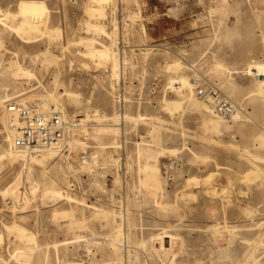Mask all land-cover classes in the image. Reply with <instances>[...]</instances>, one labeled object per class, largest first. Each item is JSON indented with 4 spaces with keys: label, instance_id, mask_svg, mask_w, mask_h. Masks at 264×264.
Returning a JSON list of instances; mask_svg holds the SVG:
<instances>
[{
    "label": "rangeland",
    "instance_id": "rangeland-1",
    "mask_svg": "<svg viewBox=\"0 0 264 264\" xmlns=\"http://www.w3.org/2000/svg\"><path fill=\"white\" fill-rule=\"evenodd\" d=\"M22 1L28 0H0V18L8 26L21 22L17 13ZM36 1L48 10V26L62 34L58 43L42 34L28 41L0 23V264H19L11 258L16 251L32 257L29 264H105L111 233L104 219L95 217L96 209L121 214L115 217L124 229L118 246L121 253L139 251L135 264H163L150 256L158 240L145 249L138 245L168 225H175L185 239V251L176 264H223L229 256L230 264H264V76L250 69L264 71V0H113L102 18L90 12L91 0ZM89 22L103 25L107 33L115 28L116 34L107 38L87 31ZM39 27L46 32L44 24ZM79 38H94L98 48L111 46L122 62L117 64L120 75H113L111 62L85 56V48L73 44ZM48 55L54 57L51 63L44 58ZM175 61L182 63L183 75L190 80L209 79L229 97L234 91L230 99L251 121L243 119L222 132L204 129V115L171 89L174 74L168 66ZM16 63L35 77L16 79ZM235 70L245 79L240 90L234 84ZM123 88L126 102L119 107L117 96ZM15 92L26 95L14 98ZM65 92L77 95L75 103L61 98L66 115L89 116L84 124L88 137L81 130L69 139L80 140L86 149L73 150L68 161L87 165L66 176L60 169L61 156L67 155L62 148L52 160L32 165L28 180L23 160H8L11 140L5 105ZM165 101L175 108L168 109ZM50 105L56 106L53 101ZM125 112L134 117L124 135L101 138L99 125L117 122L100 119ZM153 126L158 132L153 133ZM114 142L119 147L106 149ZM145 164L158 166L162 179L150 189L141 181ZM20 170L18 185L14 181ZM191 176L199 185H186ZM7 189L6 198L1 192ZM53 189L79 202L51 196ZM181 193L194 197L181 200ZM158 201L162 206L178 203L179 209H162ZM61 211L74 212L87 231H67L70 222L52 216ZM14 225L26 229L34 243L9 234L6 226Z\"/></svg>",
    "mask_w": 264,
    "mask_h": 264
},
{
    "label": "bare ground",
    "instance_id": "bare-ground-1",
    "mask_svg": "<svg viewBox=\"0 0 264 264\" xmlns=\"http://www.w3.org/2000/svg\"><path fill=\"white\" fill-rule=\"evenodd\" d=\"M91 2L94 4V9H91L90 12L93 15H96L97 16L96 18L104 17L105 16L104 10L106 9L107 5L110 6L111 4H113V0H91ZM87 11L89 13V10H87ZM17 15L20 16L22 18V20L20 23L14 25V26H11V25L8 26L6 23H4L5 20L2 18H0V23L2 25H4L6 28H11L15 33L22 36V38H24L28 41L32 40L33 38H36V36L38 34H42V36L47 35L49 38L55 37L54 40L56 43H58V39H60L62 37V34L60 33V31L58 29L48 26L50 23V17L48 14V10H47V8L43 2H39L36 0L22 1L19 4ZM4 16L6 17V19L9 18L6 15H4ZM111 22L114 25L116 23V21H114V20ZM10 23H12V21H10ZM41 23L44 24V26H45L44 29H46V32H44L40 29L39 26ZM86 28H87V31H91L97 35L104 34L107 38L108 37L111 38L113 35L116 34V32H114L116 30L115 28L113 31L107 33L105 30V27L101 24H98V23L93 24V23L89 22L87 24ZM73 44L75 46H83L85 48V53H86L85 56H87V57L89 55L93 58L97 57L100 60H102L103 64H108L109 62H111L112 63L111 70L113 72V75H115V77H118L120 75L118 72V65H119V63L122 64V62H119V60H117V58H116L117 52L111 46L101 45V48H98V47H96V40L94 38H79V39L73 41ZM44 58H46L48 60L47 61L45 59L48 63L52 59H54V57H52V56H49V57L45 56ZM13 67H14L13 74H14V77L16 79H21V80L29 79L30 80L31 78L35 77V74H33L31 71L29 72L26 69H24L19 63L14 64ZM183 68H184V66L179 61H175L173 64L168 66V69L170 71H172L174 74L173 78L170 81V85L172 87L171 89H174V90H177L178 92H180L181 96H182V100H186L188 105H190V107L193 110L200 112L201 114L204 115L203 120H202V124H203L204 129L213 130L216 132H222L224 130H229L231 127L236 126L238 124L240 125V123L243 122V119H246L245 121H248V120L251 121V117L249 115L246 118L243 116V114L241 112H239L237 118L234 121L224 120L222 117L217 115L216 112L210 107L209 104H207V103L205 104L203 101L199 100V98L196 95L195 84L193 82V79L190 80L188 77H185L183 75V72H184ZM239 69H241V68H238L237 70H239ZM250 69H252V71H256L257 73H260L262 75V77L264 76L263 70H260L259 68H254V67H252ZM232 73H233V70H232ZM236 73H238L237 74L238 81H237V83H234V84H236L237 90H240V87L244 83L243 74L245 76L247 73H245L244 70H242L243 74L241 73V71L237 72L235 70V74ZM233 76L235 77V75H233ZM236 88H235V91H236ZM36 90H37V88H36ZM260 91L262 92V89ZM234 93L235 92L233 91L231 93L233 95H230V97H229V94H228L227 97H229V98H231V96L233 97ZM16 94L18 95V93L15 92V93L11 94V96L16 95ZM25 95H26V93L22 92L20 94V92H19V95L14 97V98L22 97ZM195 95H196V97H195ZM11 96L7 95V97H5V98H9ZM64 96L68 97L69 102L75 103L77 101V95L75 93L65 92L64 94H61L59 97H56V95H54V94H50L48 98L36 100V101H38V103H35L36 101L34 100L35 101L34 103L44 110H49L51 108L50 104L53 101L56 104L55 107L61 113H63V116L67 120L70 117H68V115H66V112H64L63 105L61 104V98ZM261 96H262V94H261ZM0 100H1V98H0ZM2 100H3V98H2ZM2 103H3V101L0 102V104H2ZM77 106H79V105H77ZM165 106L168 109L170 108V110L175 108V106H173V104L171 102L168 103L165 101ZM77 117H78L77 120L79 122L78 127L71 130V133L69 134L68 138L65 140L62 147L60 148V149L64 148L63 149L64 152L67 153V155L62 154V156H61V160L63 159V161H61L60 169L68 177L72 176L73 173L77 172L76 170H78L79 168H84L87 165V163L79 164L80 162L78 161L79 162L78 163L76 158H75L76 160H71L72 162L68 161L69 160L68 158L72 154L73 150H77L80 147H82L81 148L82 150L86 149L85 148L86 144L80 142V140H77L74 138L69 140L74 134H79L80 133L79 131L82 130V133H84L86 131L85 130L86 125H84V124H85V122H87L89 120L88 119L89 116L87 115L84 117V116H78L77 115ZM133 117L134 116L132 113L128 114L126 112L123 113L122 115H120L119 117L118 116H110V117H102V118L100 117L101 118L100 120H102V121L110 122V121H114V118H115L116 122H117V123H113L110 125L109 124H100L99 125L100 128L98 129V131H100V133H101L100 137L104 138V137H107L108 135H111L113 133L116 135H119V134L124 135V131H123L124 127L129 126L130 124L133 123V120H132ZM151 129L153 130V133L158 132L157 126H153ZM6 130H7V133L10 135L9 137L11 140L10 150L7 151L8 160L13 162V161H16L17 159L21 158L23 160V166L28 167L27 168L28 172H29L28 177H27L28 180H31V177H30L31 172L30 171H31L32 165L40 163L41 161H44L46 159L52 160L53 158H55L58 155L57 151L60 149H53V148L52 149H43V148L22 149V148H19L16 146V144L13 140V135H11V133H9L7 125H6ZM83 136L88 137V135L86 133H84ZM155 137H156V134H155ZM115 143L117 144L118 142L111 143L110 146L107 147L106 149L119 147V145H113ZM165 151L166 150L161 149V152H165ZM170 151L175 154V153H177L178 150L173 149ZM68 153H69V155H68ZM192 154L196 160L204 161L203 156H200L199 154H197L195 152H192ZM139 155H141V154H139ZM75 157H76V155H75ZM72 159H73V157H72ZM144 170L142 169V174H144V172H145V177L143 179H141V181H143L145 183L144 185H146L145 186L146 189H147V186L149 188V185L151 183H153V185L157 186V184H159V181L161 179L160 170L158 169V166H156L155 164H151V165L145 164ZM140 171H141V169H140ZM256 175L257 174H255V176ZM18 176L19 177L15 179L14 183L16 182L19 185L21 182L20 181L21 170H20V174ZM138 177H139V175H138ZM248 177H249V175L247 177H245L246 180ZM252 177H254L253 174H252ZM236 179L240 180L241 178L238 176ZM161 182H163V181H161ZM193 184H195V185L198 184L197 178L195 176H191V178L186 181V185L188 187H190ZM10 185L12 186V184H10ZM11 186L9 188H11ZM8 190H10V189H7L6 191L4 190V192H1L3 194V196L6 198H7V195H10ZM49 192H50L51 196L64 197L66 200H69L71 202H73V201L79 202L75 199H72L68 193H66V195H64V193L57 191V190H54V189L50 190ZM213 193H215V192H213ZM181 194L182 195H181L180 199L181 198H182L181 200L186 199V200H188V202L191 201L190 200L191 197H194L193 194H191V195L188 193H181ZM26 200H27L26 197H24L23 202H25ZM192 201H193V199H192ZM185 202L187 203V201H185ZM188 204H190V203H188ZM188 204H186V205H188ZM158 205L162 209L169 210V211L179 209L178 203L174 204V205H170V206H168V205L162 206L161 203H159V201H158ZM25 206H26V204H25ZM96 210H97V212L95 214V217L98 216V218L99 217L103 218L105 221V225L107 227H109V230L111 233V235L109 236L110 241L108 243V246L110 249V253H109L110 256H109V259L105 261L106 262L105 264H135L136 262L140 261V259L138 258L139 251H137V250H134L133 253L130 250H125L124 253L120 252L121 249L118 245L122 244L123 237H124V229H123L121 223H117V221L115 220V217H122L121 214H117L113 211H107V210H101V209H96ZM169 211L167 213H169ZM52 216L54 217V219L60 218V219L68 220L70 223L67 225V231H69V232H71L73 229H78V230H80L81 233L84 234L87 231L86 229H88V226L84 222L77 219V215L74 212H71V211L54 212ZM5 229L7 232H9V234L16 233L15 236L18 235V237H19L18 239H21V240L25 239V240H27V242L33 241V243H34V239L32 237H29L26 229H24L23 227H21L19 225H14V226H9V227L6 226ZM216 230H218V229H216ZM227 230L229 232H231V230L228 227H227ZM80 237H78L76 240L80 239ZM2 240H3V236H2V234H0V242ZM89 240H91V239H89ZM153 240H159L162 243V248H161V250H160L161 252H159V254L152 255L150 253V256L158 257L161 260L160 262H162L163 264H176V262L178 261V259L180 257V254H182L185 251V239L183 237V234L180 232V230L175 225H172V226L168 225L166 227L157 229L155 232L152 233V235L149 237V239L140 242V244L138 246L145 249L148 245H150L153 242ZM65 244H69V243L68 242L63 243V245H65ZM16 252L17 253H15V255L11 256V258L14 261L16 260L19 264H29V261H31L30 259L32 257L29 258L28 255L26 256L25 255L26 252L25 253H22L19 251H16ZM28 252H29V250H28ZM224 254H225V252H224ZM219 260H221V258ZM222 263L223 264H230V256L225 257V259L222 260ZM70 264H84V263H78V262L72 263V262H70ZM89 264H99V261H93Z\"/></svg>",
    "mask_w": 264,
    "mask_h": 264
},
{
    "label": "built area",
    "instance_id": "built-area-1",
    "mask_svg": "<svg viewBox=\"0 0 264 264\" xmlns=\"http://www.w3.org/2000/svg\"><path fill=\"white\" fill-rule=\"evenodd\" d=\"M123 76V83H124ZM197 97L209 104L217 115L227 121H234L239 112V106L227 97L217 84L200 76L193 78ZM120 107L126 102L124 88L117 96ZM4 114L9 133L17 147L22 149L43 148L60 149L68 138L71 130L78 127L77 115L65 119L56 107L44 110L34 102L23 104L14 100L6 103ZM151 254L161 252L162 243L158 240L151 247Z\"/></svg>",
    "mask_w": 264,
    "mask_h": 264
}]
</instances>
